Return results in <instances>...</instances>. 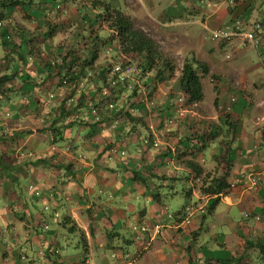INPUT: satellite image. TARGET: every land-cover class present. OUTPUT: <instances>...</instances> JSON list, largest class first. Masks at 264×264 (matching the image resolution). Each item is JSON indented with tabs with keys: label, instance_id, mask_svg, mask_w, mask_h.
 <instances>
[{
	"label": "crops",
	"instance_id": "crops-1",
	"mask_svg": "<svg viewBox=\"0 0 264 264\" xmlns=\"http://www.w3.org/2000/svg\"><path fill=\"white\" fill-rule=\"evenodd\" d=\"M117 15L179 40L167 58L207 66L201 101L180 71L149 69L132 91L105 83L132 59L111 36ZM237 20L239 35L211 39ZM255 22L264 0L0 3V264H264V184L202 192L264 171V32L255 47L243 37ZM90 101L98 120L65 122Z\"/></svg>",
	"mask_w": 264,
	"mask_h": 264
},
{
	"label": "built area",
	"instance_id": "built-area-1",
	"mask_svg": "<svg viewBox=\"0 0 264 264\" xmlns=\"http://www.w3.org/2000/svg\"><path fill=\"white\" fill-rule=\"evenodd\" d=\"M59 8L58 5L56 9ZM245 24L244 21H234L229 26L224 27L220 30L211 31V39L214 41H227L231 39L232 37L240 34V29ZM264 32V28L260 22H255L251 25V27L244 32L243 37L244 39L252 46H258L259 40L261 35ZM116 35V33H113ZM144 69L140 67L139 65H136L133 61H131L129 58L125 56H121L118 60H116L114 63H112L111 68L109 71L105 74L106 80L105 83L110 85L113 88L120 89L122 87L123 89H126L128 91H132L134 89V86L141 87L143 85V76ZM86 77H91L90 73L86 74ZM84 80L82 82H79V86L82 85ZM77 86L76 84H70L65 79L61 81V86ZM70 86V87H71ZM73 90V89H71ZM111 92V90H110ZM110 92L108 89H105L101 91V96L105 101V106H107L108 109L118 112V110L115 107L114 99L111 98ZM55 95L50 94L49 98L54 99ZM74 99L68 98L66 100L67 106H74ZM182 97L179 98V102H182ZM232 102H235V98L231 99ZM91 102V101H90ZM99 108L100 105L97 104V102H91L90 106L87 111H77L73 114H68V112H65L64 114V120L65 122L70 121H88L89 119L92 120H98L99 118ZM60 110V107L58 108ZM130 111V109H129ZM59 113V112H58ZM167 123H172L170 119L165 120V126ZM143 143L145 146L153 145L155 148H157L156 142H151L148 139L143 140ZM244 183H247L251 187H255L258 184H264V171H250L246 176H241L238 178L234 183L230 184V188L238 187L244 185ZM189 213H191V208L186 209Z\"/></svg>",
	"mask_w": 264,
	"mask_h": 264
},
{
	"label": "trees",
	"instance_id": "trees-1",
	"mask_svg": "<svg viewBox=\"0 0 264 264\" xmlns=\"http://www.w3.org/2000/svg\"><path fill=\"white\" fill-rule=\"evenodd\" d=\"M33 2L34 0H0V3L6 7H17L31 4ZM113 27L117 32L116 39L121 46V52L123 54H134L142 57L141 63L139 64L145 71L153 69L155 66V57L158 56L152 41L149 40L142 32L133 30L128 20L124 17L117 15L115 19H113ZM160 68L161 69H157V75H162L164 72H172L173 70L167 60L161 63ZM207 74L208 68L204 63L196 60L194 57L184 59L180 70L179 87L185 97H187L189 103L199 102L202 100L200 80ZM59 116H62V113L58 115V117ZM3 162V157H0L1 168L5 167ZM225 162L228 164L227 158ZM188 166L195 173H199L201 171L192 163H189ZM224 177L216 179L214 183L209 185L202 192L212 196L222 194L226 189L230 188V186L225 182Z\"/></svg>",
	"mask_w": 264,
	"mask_h": 264
},
{
	"label": "rangeland",
	"instance_id": "rangeland-1",
	"mask_svg": "<svg viewBox=\"0 0 264 264\" xmlns=\"http://www.w3.org/2000/svg\"><path fill=\"white\" fill-rule=\"evenodd\" d=\"M134 25H139L137 22H133ZM131 24V25H133ZM146 25V24H145ZM150 25V28H147V30H145V32L143 33L149 40L152 41L155 51L157 53L158 57H155V66L153 69V72H158L157 69H161L160 65L163 61H168V63H170L171 67H172V71L173 73H177V75L179 74L178 72L180 71L181 65H182V61L179 58V56H177L178 54L176 53L175 55L177 57L170 59L166 57V53L168 55L169 50L172 51L174 49H177L179 40H177L176 38H172V42L170 39L166 38V30H160V26L158 24H147ZM136 31H140L139 29H134ZM169 49V50H168ZM132 57V61L139 64L141 63V58L138 55H130Z\"/></svg>",
	"mask_w": 264,
	"mask_h": 264
},
{
	"label": "clouds",
	"instance_id": "clouds-1",
	"mask_svg": "<svg viewBox=\"0 0 264 264\" xmlns=\"http://www.w3.org/2000/svg\"><path fill=\"white\" fill-rule=\"evenodd\" d=\"M116 33V35H114L113 33ZM111 36L112 37H114V38H117V32L115 31V30H113L112 32H111ZM131 60V59H130ZM132 61V60H131ZM135 63V62H134ZM136 65H139L140 66V64H137V63H135ZM141 67V66H140ZM144 72H146L145 70H144ZM145 74V73H144ZM134 88H135V86H134Z\"/></svg>",
	"mask_w": 264,
	"mask_h": 264
}]
</instances>
